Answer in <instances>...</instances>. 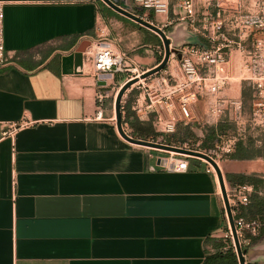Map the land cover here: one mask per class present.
<instances>
[{
	"label": "crops",
	"instance_id": "obj_1",
	"mask_svg": "<svg viewBox=\"0 0 264 264\" xmlns=\"http://www.w3.org/2000/svg\"><path fill=\"white\" fill-rule=\"evenodd\" d=\"M129 1L118 0L171 37L176 52L188 45L208 46L197 28L242 13L216 0H199L196 28L181 7L155 16L133 9ZM0 2L6 50L0 69V264H205L213 240H225L229 229L218 177L207 172V164L191 160L187 172L167 170V155L127 142L118 131L112 100L97 118V91L102 86L121 90L129 82L127 74L100 81L90 72V50L83 73L63 72V57L82 42L106 39L148 73L165 56L161 38L102 0ZM234 29L225 25L224 39L232 49ZM249 29L253 34V26ZM239 55L231 50L234 68L221 94L225 98L241 97L245 86L254 88L264 78V72L240 77ZM260 62L264 65V58ZM179 63L180 56L172 54L163 71L125 93L121 114L130 136L160 140V118L175 124L168 139L204 119L203 100L188 106L186 117L178 96L170 102L164 97L183 77ZM225 158L228 191L251 187L232 186L228 175L264 178V157ZM257 244L250 264L264 262Z\"/></svg>",
	"mask_w": 264,
	"mask_h": 264
},
{
	"label": "built area",
	"instance_id": "obj_2",
	"mask_svg": "<svg viewBox=\"0 0 264 264\" xmlns=\"http://www.w3.org/2000/svg\"><path fill=\"white\" fill-rule=\"evenodd\" d=\"M130 1L133 9L141 10L145 13H152L155 16H168L170 13L171 0ZM198 2L199 0H182L180 4L185 13L184 19L188 20L192 26H195L197 22ZM197 31L203 33L204 38L208 41L209 45H188L181 48L178 52L173 53L180 56L179 65L183 77L180 81L172 85L170 90L165 92L164 97L168 102H170L172 98L178 96L181 109L186 117L189 116L188 106L196 101L203 100L206 104V112L203 123L205 125L218 124L228 111L238 112L241 108V103L237 99H230L221 96L222 92L227 89L231 83L230 55L232 43L224 39L226 34L225 24L222 19L220 21L211 22L207 28H197ZM88 50H90V54L87 58L88 64L90 65V72L100 81L106 82L107 77L123 73L128 75L129 82L136 81L134 85L145 80L142 77L146 74V72L134 67L129 60L128 55L117 51L112 43L106 39L92 42L91 47ZM164 51V47L162 46L161 53ZM5 61L4 4L0 2V69L5 64ZM103 88H105V86H102L96 93L98 119L103 118L104 111L109 100H112L113 105H115L116 98L120 91L105 90ZM254 88L257 91L254 120L259 124H264L263 77L256 83V85H254ZM150 108L152 107L150 106ZM121 111H125V104L123 100L121 102ZM157 121L160 126V133L162 137L160 140L152 142L166 145L167 139L165 136L175 132V124L171 121L162 122L160 118ZM14 129H16V126H13V130ZM123 129L128 134L125 127H123ZM236 142L237 140H233L230 142L229 146L220 147L218 149L219 154L229 155L233 153ZM173 155L174 153L170 152V156L164 158L166 162L165 168L174 172H187L190 167L188 159L175 160ZM207 165V172L217 176L215 169L210 164ZM233 192L234 200H231L229 193L228 195L233 209L237 233L240 241L242 239L241 244H249V240L246 239V235L249 234L254 237L257 236L259 233L258 224L256 222H247L244 218L237 219L236 215L242 206H247L249 204V195L251 194L252 189L247 186H239L236 187ZM228 237L233 239L230 225L224 238Z\"/></svg>",
	"mask_w": 264,
	"mask_h": 264
},
{
	"label": "rangeland",
	"instance_id": "obj_3",
	"mask_svg": "<svg viewBox=\"0 0 264 264\" xmlns=\"http://www.w3.org/2000/svg\"><path fill=\"white\" fill-rule=\"evenodd\" d=\"M129 1V0H126ZM217 5L222 8L234 7L238 11H241L235 19H231L227 22L224 21L226 25V30L235 26L234 34L236 40V49L239 52L240 59L238 58L235 67L237 71L240 72V77H252L253 75H258L264 72V65L261 59L264 58V0H216ZM130 6L132 3L129 1ZM181 1L171 0V8L181 7ZM136 10V9H135ZM246 13H243V12ZM253 26V34H250V29ZM95 42V41H93ZM262 54V55H261ZM248 58L251 59L250 62ZM240 63V65L238 64ZM247 63V64H245ZM248 65V68L246 67ZM232 65L230 66V71L232 72ZM246 69V71H245ZM232 78V76H231ZM240 101V110L238 112L231 111L222 117L218 124H204L203 117L200 119L199 123L195 125H190L189 129L182 130L180 133V140L169 143L166 145L176 148H181L191 151H199L213 157L220 168L223 167V161L226 159L225 156L220 155L218 149L220 147H227L233 140H249L252 139L255 144V148L259 150L262 157H264V124H259L255 122L254 112H255V102L257 100V91L253 86H245L242 91V95L236 98ZM221 128H218V127ZM216 130L215 133L212 130ZM155 152H162V154L170 156V152H164L157 149H152ZM174 153V159H188L191 161H198L208 164L205 160L190 157L181 153ZM216 172V171H215ZM234 188L227 192L230 195L231 200H234ZM229 198V199H230ZM228 244L235 252L233 246V239L231 237L225 238ZM242 241V239H241ZM243 250L249 252L252 248L251 244L242 243ZM260 252L264 253V244L260 248ZM261 264H264L261 263Z\"/></svg>",
	"mask_w": 264,
	"mask_h": 264
},
{
	"label": "water",
	"instance_id": "obj_4",
	"mask_svg": "<svg viewBox=\"0 0 264 264\" xmlns=\"http://www.w3.org/2000/svg\"><path fill=\"white\" fill-rule=\"evenodd\" d=\"M107 6H109L111 9L116 11L119 14H122L123 16L137 22L138 24L148 28L149 30L155 32L162 41L164 50H165V56L157 68L154 70L146 73L143 75V79H146L156 73H159L163 71L167 65L169 64L171 55L173 53H176V50L172 48V39L169 37L162 29L159 27L155 26L154 24L144 20L140 16L134 14L132 11H130L128 8L124 7L122 4L118 2V0H102ZM91 46L90 41H84L82 42L78 48L75 50V52L69 56L63 57L62 59V65H63V72L65 74L71 73V71L75 74H81L83 73V67H84V56L85 53L87 52L88 48ZM136 81H131L128 82L118 93V96L115 101V106H116V122H117V128L120 133V135L125 139L127 142L137 145V146H143V147H148L152 149H157V150H163L166 152H176V153H181L188 155L190 157H195L199 158L202 160H205L208 164H210L216 171L217 177L219 179V183L221 186L222 190V197H223V202L225 206V211L228 217V222L230 225V229L232 231L233 235V240H234V246H235V252L237 254V258L239 261V264H250L252 262V257L254 256L255 252H257V249H250L249 252L246 250H243L241 241L239 239L237 229L235 226V219L233 215V209L230 203L229 195L225 186V178L223 175V171L218 165V163L208 156L205 153L199 152V151H191V150H185L181 148H176V147H171V146H166L162 144H157L154 142H149L141 139L134 138L130 135H128L124 129H123V121H122V114H121V102L123 100V97L125 93L134 85ZM105 82H103V85ZM264 240L260 241L257 245H261L258 247V250L260 251V248L263 246ZM264 254V253H263Z\"/></svg>",
	"mask_w": 264,
	"mask_h": 264
},
{
	"label": "trees",
	"instance_id": "obj_5",
	"mask_svg": "<svg viewBox=\"0 0 264 264\" xmlns=\"http://www.w3.org/2000/svg\"><path fill=\"white\" fill-rule=\"evenodd\" d=\"M159 39V38H158ZM161 43V40H158ZM54 51L51 48L50 51ZM161 61V60H160ZM190 126V125H189ZM182 127L175 135L168 136L167 142L172 143L181 141L180 133L182 130L189 129L191 127ZM218 128H221L220 126ZM222 129V128H221ZM213 133L216 130H212ZM151 136L153 132L147 131ZM255 157H262L259 150L255 148L254 141L239 140L236 142L233 153L228 155V159L231 160H248ZM228 180L232 186L248 184L252 187L253 191L249 195V204L242 206L236 215V218H244L247 222H256L258 224V235L252 236L247 234L246 239L250 241L251 245H255L262 241L264 238V178L262 175H228ZM213 252L208 250V256L205 264H239L237 254L234 252L232 247L229 246L228 241L220 239L214 241L212 244Z\"/></svg>",
	"mask_w": 264,
	"mask_h": 264
}]
</instances>
